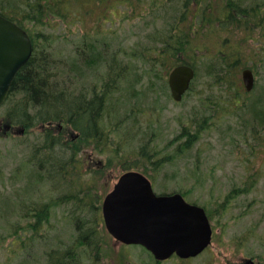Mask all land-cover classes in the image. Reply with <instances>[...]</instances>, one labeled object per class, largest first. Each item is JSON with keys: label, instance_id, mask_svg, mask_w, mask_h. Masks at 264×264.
Segmentation results:
<instances>
[{"label": "rangeland", "instance_id": "obj_1", "mask_svg": "<svg viewBox=\"0 0 264 264\" xmlns=\"http://www.w3.org/2000/svg\"><path fill=\"white\" fill-rule=\"evenodd\" d=\"M105 1L100 7L84 0L87 14L38 31L48 35L42 51L66 64L71 97L102 98L100 121L112 146L75 139L67 121L62 129L46 124L63 145L54 164L40 168L48 150L43 124L23 136L8 134L14 102L0 108V264H264V0L192 2L184 27L195 34L182 39L185 51L177 59L195 66L197 77L180 103L169 86L174 60L164 43L184 14L181 5L147 10L145 0ZM256 13L258 22L246 16ZM247 69L255 74L251 92L242 80ZM37 151L43 152L33 158ZM130 171L149 174L157 194L180 193L206 208L211 247L193 260L158 262L94 221ZM88 230L101 234V252L87 251L80 236Z\"/></svg>", "mask_w": 264, "mask_h": 264}, {"label": "trees", "instance_id": "obj_2", "mask_svg": "<svg viewBox=\"0 0 264 264\" xmlns=\"http://www.w3.org/2000/svg\"><path fill=\"white\" fill-rule=\"evenodd\" d=\"M97 1L100 7L101 4H108L105 0ZM145 1L148 2L147 7L149 9L147 10L164 7L174 1H177L181 5L184 14L178 19V25L173 28L175 32L169 40L165 41L164 46L168 58L174 60L170 71L180 64H187L185 61L177 58L179 53H182L183 50L185 51L186 42L183 43V40L195 34L194 31H185L186 22L184 20V17L193 12L194 6L192 2L194 0ZM124 2L126 0H119L118 6H122ZM71 5L74 7L78 6L77 10L75 11ZM142 6L146 8L145 5ZM88 11L89 8L86 7L84 0H0V14L17 23L28 32L32 39L35 52L30 61L17 73L12 83L11 93L7 103L14 102V107L8 109L7 119L14 125L25 127V134H27L29 128L33 129L42 124V126L46 124L53 126L55 123L67 121L80 134L79 138L87 140L90 143H95L96 147L103 144L102 142L104 141L105 146L109 148L112 145L105 138L107 135L101 129L102 123L100 120L103 118V109L105 107L102 98L96 95V101L94 99L88 101L81 96H78V98L71 97L68 92L69 88L66 87V69L63 68L66 64H57L55 54L42 51L44 49L41 44H46L48 35H43L41 34L42 32L38 31L40 27L50 26L54 21H59V23L63 24L71 19H79L87 14ZM186 11L188 13L187 15ZM226 16L228 17L227 14ZM246 16L255 22H258L260 18L258 13L254 15L247 14ZM180 26L185 27L182 28ZM188 28L194 30L193 25H189ZM175 60L178 61L176 62ZM193 67L195 68V66ZM17 94L19 98L16 97ZM40 131L44 137V147L48 149L44 153L46 159H38L40 168L44 169V161L54 164L56 160L52 158L55 153L54 151L63 144L62 139L51 128H45ZM41 152L37 151L33 158H36ZM53 167L51 168L53 169ZM125 168L126 170L130 169L129 167ZM61 171H64L65 178L70 177V175H66V172L70 171L66 166H62ZM100 236L101 234L93 236L92 231L88 230L85 236L82 233L80 237L82 240H85L84 244L87 251L91 249V251L95 250L98 253L102 251V246L99 240H97ZM66 264H88V261L74 260L73 263L70 261Z\"/></svg>", "mask_w": 264, "mask_h": 264}, {"label": "water", "instance_id": "obj_3", "mask_svg": "<svg viewBox=\"0 0 264 264\" xmlns=\"http://www.w3.org/2000/svg\"><path fill=\"white\" fill-rule=\"evenodd\" d=\"M29 34L18 24L0 14V107L10 93L12 83L33 55ZM196 76L186 64L175 67L169 75L173 99L181 102ZM248 91L255 86L252 70L243 73ZM11 129L12 125L6 126ZM16 135L24 128L14 129ZM104 218L108 232L123 245L142 246L157 261L174 255L188 260L202 254L211 244L213 228L206 210L187 202L182 194L158 195L151 181L142 173L124 174L104 202ZM245 264H255L248 260Z\"/></svg>", "mask_w": 264, "mask_h": 264}, {"label": "flooded vegetation", "instance_id": "obj_4", "mask_svg": "<svg viewBox=\"0 0 264 264\" xmlns=\"http://www.w3.org/2000/svg\"><path fill=\"white\" fill-rule=\"evenodd\" d=\"M245 71V70H244ZM244 71H243V73H244ZM243 73H242V80H243V83H244V79H243ZM254 73V72H253ZM254 76H255V74H254ZM244 86H245V83H244ZM245 89H246V87H245ZM184 100V99H183ZM72 127V126H71ZM59 129H62L61 127L59 128ZM183 133H184V129H183ZM8 134H10V132L8 133ZM74 137V136H73ZM75 139H76V137H74ZM87 141V140H86ZM89 142V141H88ZM90 143V142H89ZM92 143V142H91ZM100 164V163H99ZM90 175V174H89ZM100 175L101 174H98V175H95V177H98V178H100ZM145 176L147 175V174H144ZM102 176V175H101ZM147 177L151 180V177L149 176V175H147ZM151 182H152V180H151ZM153 183V182H152ZM116 186V185H115ZM153 187H154V185H153ZM114 189H115V187H114ZM114 189L111 191V192H113L114 191ZM111 192H109L107 195H106V197L111 193ZM106 197H105V199H106ZM105 199H104V201H103V205H102V217H99V218H97V219H95L94 221H106L105 220V218H104V202H105ZM188 201V200H187ZM204 208V207H203ZM207 211V210H206ZM208 216H209V214H208ZM209 219H210V222H211V218H210V216H209Z\"/></svg>", "mask_w": 264, "mask_h": 264}, {"label": "bare ground", "instance_id": "obj_5", "mask_svg": "<svg viewBox=\"0 0 264 264\" xmlns=\"http://www.w3.org/2000/svg\"><path fill=\"white\" fill-rule=\"evenodd\" d=\"M89 20V19H88ZM91 22V21H90ZM88 28V27H87ZM85 34V33H84ZM114 35V34H113ZM75 46V45H74ZM77 51V50H76ZM35 53V52H34ZM107 54V53H106ZM34 56V55H33ZM97 56V55H96ZM263 56V55H262ZM264 57V56H263ZM84 59V58H83ZM254 59V58H253ZM113 61V60H112ZM115 61V60H114ZM69 63V62H68ZM73 63V62H72ZM83 66V65H82ZM87 66V65H86ZM95 67V66H94ZM116 69V68H115ZM240 69V68H239ZM56 71V70H55ZM78 71H80V70H78ZM258 71V70H257ZM219 72H220V70H219ZM76 73V72H75ZM90 73V72H89ZM81 74V73H80ZM142 74V73H141ZM231 75H232V73H231ZM241 75V74H240ZM81 76V75H80ZM69 78V77H68ZM71 78V77H70ZM84 78V77H83ZM153 78V77H152ZM257 78V77H256ZM102 80V79H101ZM73 83V82H72ZM104 84V83H103ZM223 85V84H222ZM105 89H106V87H105ZM110 92V91H109ZM127 94V93H126ZM250 94V93H249ZM246 95V94H245ZM86 97V96H85ZM120 97V96H119ZM118 99V98H117ZM90 100V99H89ZM96 101V100H95ZM108 105V104H107ZM111 105V104H110ZM154 110V109H153ZM237 110H238V108H237ZM34 111V110H33ZM108 111V110H107ZM115 113V112H114ZM141 113V112H140ZM108 114V113H107ZM49 116V115H48ZM88 116V115H87ZM101 117V116H100ZM108 117V116H107ZM130 117V116H129ZM45 119V118H44ZM52 120V119H51ZM85 121V120H84ZM108 121V120H107ZM213 121V120H212ZM64 122V121H63ZM95 122V121H94ZM247 124V123H246ZM86 126V125H85ZM151 128V127H150ZM102 129V128H101ZM195 136V135H194ZM183 137V136H182ZM95 139V138H94ZM178 140V139H177ZM176 140V141H177ZM187 141V140H186ZM58 142V141H57ZM193 145V144H192ZM101 146V145H100ZM188 146V145H187ZM261 146V145H260ZM106 150V149H105ZM58 151V150H57ZM60 151V150H59ZM75 153V152H74ZM175 154V153H174ZM166 155V154H165ZM179 155V154H178ZM177 155V156H178ZM134 161V160H133ZM45 167V166H44ZM87 167V166H86ZM128 167V166H127ZM47 169V168H46ZM45 172V171H44ZM88 173V172H87ZM90 175H91V173H90ZM36 184V183H35ZM217 203V202H216ZM217 208V207H216ZM69 214V213H68ZM27 215V214H26ZM61 219V218H60Z\"/></svg>", "mask_w": 264, "mask_h": 264}]
</instances>
